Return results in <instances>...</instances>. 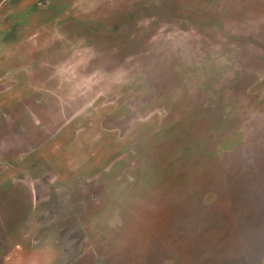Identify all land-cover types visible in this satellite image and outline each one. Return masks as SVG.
Here are the masks:
<instances>
[{"label": "rangeland", "instance_id": "374dc122", "mask_svg": "<svg viewBox=\"0 0 264 264\" xmlns=\"http://www.w3.org/2000/svg\"><path fill=\"white\" fill-rule=\"evenodd\" d=\"M0 264H264V0H0Z\"/></svg>", "mask_w": 264, "mask_h": 264}]
</instances>
